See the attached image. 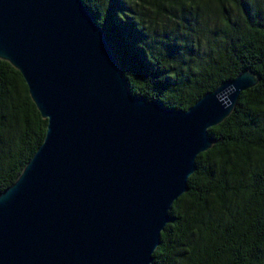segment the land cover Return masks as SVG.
Wrapping results in <instances>:
<instances>
[{
  "label": "water",
  "instance_id": "1",
  "mask_svg": "<svg viewBox=\"0 0 264 264\" xmlns=\"http://www.w3.org/2000/svg\"><path fill=\"white\" fill-rule=\"evenodd\" d=\"M0 59L48 120L0 192V264H155L210 128L260 80L245 69L186 110L135 94L84 0H0Z\"/></svg>",
  "mask_w": 264,
  "mask_h": 264
},
{
  "label": "trees",
  "instance_id": "2",
  "mask_svg": "<svg viewBox=\"0 0 264 264\" xmlns=\"http://www.w3.org/2000/svg\"><path fill=\"white\" fill-rule=\"evenodd\" d=\"M135 94L188 109L249 69L259 82L210 128L155 264H264V0H84ZM48 120L23 74L0 59V192L42 144Z\"/></svg>",
  "mask_w": 264,
  "mask_h": 264
}]
</instances>
